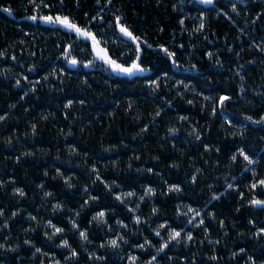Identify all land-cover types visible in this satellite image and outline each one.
<instances>
[{"label": "trees", "instance_id": "1", "mask_svg": "<svg viewBox=\"0 0 264 264\" xmlns=\"http://www.w3.org/2000/svg\"><path fill=\"white\" fill-rule=\"evenodd\" d=\"M121 2L124 3L128 16L141 31L148 32L151 40L157 39L155 33L158 27L165 25L168 32L164 34L163 40L177 49L179 44L185 45L184 49H178L183 65L180 68L164 64L155 57L153 60L158 72L163 69L169 71L172 80H187L195 85L196 93H188L185 98H180L173 88L170 93L165 90L163 95L153 97L152 93L144 87L143 82L127 77H113L112 87H109L105 83L109 79V74L99 67L96 69L73 68L67 76L60 73L61 78L64 79L62 85L56 80L55 75L50 76L51 84L42 82L36 94L30 92L27 82H23L25 85L23 89L16 88L15 77L21 71L35 81L47 74L43 69L52 72L58 71L59 68L67 69L68 66L62 60H55L59 49L54 46V41L58 39V36H50L48 33L42 36L39 31L35 32L34 38L25 36V33L34 30V23L24 18L30 14L26 13L22 7L25 0H0V5L10 4L17 9V12L12 15L0 10V50L10 48L6 62L0 61V115L7 116L6 121L0 122V180L8 185L7 188L0 187V207L8 209L9 217L12 211L24 210L10 223L9 228L0 231V243L11 237L9 247L20 243L22 248L17 253L0 249V261L3 264H39V260L44 258L31 256L30 250L23 246V240L26 238L33 239L37 246L60 257L61 250L56 247L60 240L51 242L44 236V225L48 219H52L53 223L66 229V235L62 238H68L70 243L81 252L80 264H87V253L84 252V247H87L89 251H97L98 254L106 255L107 264H127L128 254L141 255V250L134 247L137 241L143 243L144 236L154 242L157 241L158 238L154 236L152 229L164 223L165 219L172 222L174 226L179 224L184 227V222L174 214L177 212V205H180V211H186L184 205L189 204L207 214L206 223L211 233L208 239H219L221 244L213 246L207 241L204 244L193 241L190 247L173 246L168 250V256L175 255L178 258L175 264H182L185 256H188L189 264L193 260L196 264H209L207 257L210 255H219L222 258L221 264L225 262L226 264H245L247 256L243 254L236 259H229L233 251L239 252L240 247H245L249 254L259 257L264 252V248L261 247L264 245V240L252 238L253 229L250 228L248 221L255 217L258 222L264 223V211L251 208L247 203L251 198L247 193V185L253 180L252 173L243 171L245 163L243 161L233 167L227 165L229 164L228 158L238 144L248 146L250 153L259 158L262 154L261 149H264V140L261 139L264 137V126L250 125L247 138L241 141L239 137H232L231 131L235 129L229 130L226 135L227 125L223 117L229 115L234 121L239 122L245 113L253 114L254 112L257 119L260 115H264V102L253 95L254 89L259 91L264 85V63L261 62L264 54L252 48L253 40L260 43L264 39V20L255 25L246 23V20H254L256 15L264 10V0H246L247 7L241 4V16L232 14L236 24H232L223 16L216 18V8L226 4L227 0H219L218 5L211 7H204L193 0H183L182 4L181 0H164L161 7H157L158 0H117V7ZM172 5L183 8V13L173 11ZM203 11L209 13V27L205 32L209 40L204 41L199 36L190 37L187 32L181 35L178 20L183 18V15H189L192 19L186 21V24L191 30L198 25L197 18ZM41 27L49 26L42 25ZM241 28L245 29L243 33L240 32ZM173 31H175V41L172 40ZM226 36L228 43L224 42ZM21 40H25L26 44H20ZM109 43L111 44V41ZM192 44L197 45L195 51H193ZM230 46L234 49L232 52L227 50ZM41 48L44 49L42 54L38 51ZM241 49H244L242 53ZM31 51H37V56H30ZM208 51L218 52L215 58L224 61L223 68L208 61ZM13 53L19 57V62L11 61L10 57ZM237 53H241L239 59H237ZM159 55L163 57V53ZM190 55L192 56L191 63H197L200 72L185 70L189 64ZM250 60H257V64H249ZM33 63L39 67L36 72L28 73L26 70ZM241 64L245 66L244 74L249 77L247 80L248 99L254 100L255 106H250L245 102H233L230 105V113L221 112L214 120L210 111L208 113L203 111L205 102L198 93L203 91L206 95L215 96L224 88L229 92L238 93L239 78L235 76V72ZM5 69H11V71L3 75ZM230 75L234 77L231 80ZM86 76L90 87L82 84ZM188 78L192 79L188 80ZM120 80L125 82L113 91L112 88ZM24 91H29L27 97H24ZM164 96H168L169 99L174 98V106L166 107L162 116L152 122V115L157 107L163 106ZM21 97L24 98L21 99ZM67 99L76 101L74 108L70 111L69 119L64 118V105ZM80 99L87 101L83 107L79 105ZM129 99L135 103L134 110L131 112L128 111ZM187 99H194L195 105H188ZM117 103L120 105L118 108ZM12 104L17 106L11 108ZM113 111H115L114 117L111 115ZM49 113L54 115H49V119L44 121L42 116ZM179 115L189 116L193 124L198 122L197 127L202 131L203 142H210L214 148L219 147L221 152L213 151L203 154L204 149L200 147V142L189 136L191 124L183 125L178 137L172 138L168 133V128L179 126ZM137 116L140 117L139 121L136 119ZM33 123L38 124V135L35 137L31 134ZM222 124L224 127L221 126ZM145 125L149 127V132L137 137L136 134ZM209 125L211 131L208 129ZM60 129L64 130V135L60 134ZM69 131L73 135L68 136ZM25 133L28 135L26 136ZM8 137L12 138L11 146L6 143ZM173 143L176 144L175 148L172 147ZM73 146L79 150L80 155H73L69 151ZM108 148L114 150L106 151ZM25 152L35 155L24 157ZM17 155L22 157L20 163L15 160ZM136 156L140 159L136 160ZM157 156L160 157L159 161L155 159ZM130 158L133 164L131 169L128 168ZM218 159L220 160L219 167H217ZM173 162L178 163L180 168L171 167ZM93 166L99 168L103 179L109 184L115 180L121 187L117 188L114 194H109L105 185L96 181L94 174H90ZM149 167L162 173L163 179L143 171ZM56 168L64 172L63 178L57 175ZM137 168L142 171L136 172ZM197 168L202 169L199 174V183L192 185L190 178ZM261 169H264V161L255 168L259 176L264 178V171ZM46 170L49 173L48 176L44 175ZM68 176L72 177L74 188H69L65 184L64 180ZM232 177L236 179L232 180ZM13 179L16 181L15 184L8 183ZM165 180L169 183H180L185 189L184 192L179 195H165L168 192ZM93 181L96 183L93 184ZM227 182L239 185L240 189L246 193L245 200H240L239 193L234 187L229 189L227 195L220 200L206 204L213 191L217 195L225 191ZM41 183L45 184V191L54 193L52 198H44V193L39 188ZM149 184L157 189V195L154 199H146L141 203L139 195L143 194L142 188ZM85 185L90 187L89 193L83 191ZM208 185H215V187L209 189ZM15 187L24 188L27 197L21 200L18 195H13ZM133 190L138 195L127 197L128 205H122L114 199V196L121 192ZM90 195L100 196L99 203L92 202L91 207L81 208L84 201L89 200ZM57 200L64 203L65 208L54 213L51 206ZM137 204L140 207L136 213L127 211L128 207L135 208ZM242 204L243 207H241ZM153 206L161 209L158 216L152 215ZM237 208H240L239 212L236 211ZM113 209L115 210L114 217ZM69 210L81 211L82 215L78 222L81 223L82 228L87 227L91 230L90 238L94 243H82L79 236L71 230L68 218L69 216L72 219L77 218L74 212ZM100 210H108L109 223L113 225L115 235L123 233L125 238L130 239V245H125V251L120 252L119 255L111 249L97 248L102 240L114 238L113 234L107 233V229L99 223L95 225L89 223L92 216ZM213 211L217 213L216 220L210 218V213ZM29 213L36 215L41 222L40 227L33 233L23 231L29 227L36 228L35 221L28 220ZM135 215L148 220L150 227L143 222L136 225L133 219ZM116 219H123L128 224V229L119 228L115 223ZM219 220L225 221L226 230L229 233L227 237L224 236L225 229L219 227ZM3 222V218H0V224ZM130 229L132 231H129ZM186 231H193L194 236L199 240L205 238L204 229H194L192 225H187ZM133 232L137 234L133 235ZM241 233H247V235L241 239ZM149 251L153 254L155 252L154 249H149ZM64 255H70V252ZM121 257L125 259L122 260ZM143 258L150 257L147 253H143Z\"/></svg>", "mask_w": 264, "mask_h": 264}, {"label": "snow or ice", "instance_id": "2", "mask_svg": "<svg viewBox=\"0 0 264 264\" xmlns=\"http://www.w3.org/2000/svg\"><path fill=\"white\" fill-rule=\"evenodd\" d=\"M198 4L203 5H218L219 0H196ZM183 0H181V4ZM164 4V0H158L157 7H161ZM244 4L247 7L246 0H227V3L220 5L216 8V18L219 19L221 16L225 17L232 24H236V20L233 18L232 14L236 16H241V7L240 5ZM26 13L24 18L30 20L34 23V30L25 33V36H31L34 38L35 32H41L43 36L44 33L58 36V39L54 41V46L59 49V54L55 57V60H62L68 66L67 69L59 68L58 71L48 72L47 69H43L47 72L46 75L42 76L41 79L33 81L30 79V76L25 74L24 71H21L18 76L15 77V87L23 89L25 87L23 82H27V87L29 88L32 94L38 92V86L42 82H47L51 84L49 79L50 76L55 75L56 80L62 85L64 84V79L61 78L60 73H64L65 76L73 69L77 67H82L86 69H96L99 67L103 72L109 74V79L105 81L109 87H112L113 77H127L135 78L137 82H143L144 87H146L153 95L156 97L158 95H163L165 90L171 92L173 88L176 90V95L180 98H185L188 93H196L195 85L188 82L185 79L172 80L169 75V71L160 69L157 71V67L153 60L155 57L157 60H160L164 64H170L171 67L180 68L182 67V62L179 58L178 49H184V44H179L178 49L173 48L170 43L163 40L164 34H167V26L161 25L158 27L155 35L157 39L155 41L149 38L147 31H141L135 24V22L128 16L125 11L124 3H120L117 7V0H25V3L22 5ZM173 11L183 13V8L178 7L177 5H172ZM228 10H225V9ZM0 10L12 15L17 12V9L12 5H0ZM138 15V14H137ZM251 15V13H249ZM171 18V17H170ZM192 19L189 15H183V18L178 20V25L180 27V34L183 35L184 32H187L190 37H202L204 41L209 40V37L205 35V32L208 31L209 27V13L208 11H203L200 13L198 19V25L194 26L189 30L186 21ZM264 20V10H262L258 15H256L254 20L247 21L251 25H255L257 22ZM42 25H48L47 28H42ZM245 29L241 28L240 32L243 33ZM113 37L115 39L113 40ZM175 31L172 33V40L175 41ZM111 41V44L109 43ZM46 42V41H45ZM225 43H228L227 36L225 37ZM20 44H26L25 40L19 41ZM215 43V41H213ZM193 51L196 50L197 45L192 44ZM252 48L258 49L261 54H264V39L260 43H256L255 40L252 41ZM229 52H232L233 47H228ZM10 48H3L0 50V61L7 60L9 56ZM39 53L42 54L44 49H38ZM244 49H241V53ZM163 53V57L159 54ZM241 53H237V59L240 58ZM37 51H31L30 56H37ZM218 52L208 51L207 58L208 61L213 65L224 67V61L222 59H216ZM11 61L19 62V57L16 54H12L10 57ZM189 64L186 66L185 70L200 72V68L197 63H191L192 56L188 57ZM99 62V63H98ZM264 63V57L261 60ZM249 64H257V60L248 61ZM39 66L36 63H33L31 67L27 68L28 73H33L37 71ZM244 65L241 64L237 67L235 76L239 78L238 83V93L229 92L226 88L221 89L217 95H206L203 91L198 93L199 96L203 97L204 105L203 111L208 113L210 111L211 117L215 120L221 112L230 113V105L233 102H245L250 106H255L254 100L248 99V89H247V80L248 75L244 74L243 69ZM11 69H5L3 75ZM152 73L153 75H148ZM234 77L230 75V80ZM192 78H188L191 80ZM125 81L120 80L116 83V86L112 88L113 91H116L121 84ZM83 85H89L87 76L82 81ZM54 87V85H53ZM183 89V91H181ZM82 90V89H81ZM29 95V91H24V97ZM103 95V93H101ZM253 95L258 98L261 102H264V85L261 86L259 91L253 90ZM24 97H21L23 99ZM174 99V98H173ZM173 99H169L168 96L163 97V106H158L152 115V122H155L157 118H160L165 111L166 107H172ZM87 101L85 99L79 100V105L83 107ZM186 103L188 105H195L194 99H187ZM76 101L73 99H67L66 104L64 105V118H70V111L74 108ZM17 105H10L11 108H15ZM119 103L116 104L118 108ZM135 103L132 99L128 100V111L131 112L134 110ZM49 115H43L42 119L47 121ZM115 116V111L111 113ZM80 118V117H78ZM137 121L140 117L137 116ZM227 128L225 129L226 135L231 129V135L233 138L239 137L241 141L247 138V133L249 131L250 125H260L264 126V115H260L259 118H256V113L253 114L245 113L241 121L237 122L234 119L230 118L229 115L223 117ZM6 115H0V122L6 121ZM179 126H171L168 128V133L172 138H177L178 134L181 131V127L185 124H191V132L189 136L195 138L196 141L200 142V147L204 149L203 154L211 153L215 151L220 153L221 149L219 147H213L212 144L204 143L202 140V131L197 124H193L191 118L186 115H179L178 117ZM224 127V125H221ZM111 127V125H109ZM209 131H211V126H208ZM83 131V129H81ZM149 132V127L147 125L143 126L140 129V132L136 134L139 137L141 134ZM31 134L33 137L38 135V124L33 123L31 125ZM60 134L64 135V130L60 129ZM27 136L28 133H25ZM68 136L73 135L71 131L67 133ZM67 137H65L66 139ZM264 140V137H261ZM6 143L11 146L13 141L11 137L6 138ZM163 147V145H161ZM172 147H176V144L173 143ZM114 149L108 148L106 151H113ZM73 155H80L78 149L73 146L69 149ZM261 155L259 158H256L248 150V146L243 144H238L235 150L230 155L228 167H233L241 161L244 163L245 172L251 171L253 180L247 185V193L251 196L248 199V206L251 208L259 209L264 211V178L259 176V173L255 171L256 166L260 165L264 161V149H261ZM202 154V155H203ZM34 153L25 152L23 153L24 157L33 156ZM22 157L17 155L15 160L17 163H20ZM59 159V157H57ZM130 162L128 168L131 169L133 164ZM136 160H139L140 157L136 156ZM157 161L160 160V157L155 158ZM220 166V160H217V167ZM107 168V165H105ZM173 168H180L178 163L173 162L171 165ZM264 171V169H261ZM136 172H141L142 170L137 168ZM150 174L160 176L163 179L162 173H158L155 168L149 167L144 169ZM57 175L61 178L64 177V172L60 168H56ZM202 172V169H195V174L191 175L190 183L192 185H197L199 183V174ZM48 171L46 170L44 175L48 176ZM96 176V181L103 183L109 194H114L117 188H120L121 185L117 181H113L111 184L108 181L104 180L100 174L99 168L93 166L91 173ZM243 174V173H242ZM236 177H232V180H235ZM93 181V184L96 183ZM65 184L69 188H74L75 185L72 184V177L68 176L64 180ZM8 183L15 184L16 181L10 180ZM167 184L168 192L165 195H179L184 192V188L180 183H169L167 180L164 181ZM7 184L0 180V187L7 188ZM209 189H213L215 185H208ZM236 188L239 193L240 200L244 201L246 193L240 189L239 185H234L233 183L227 182L225 191L220 192L219 195L215 191L212 192L210 199L206 204H211L212 201H218L225 195L229 189ZM39 188L44 193V198L49 199L54 196L52 191H45V184L41 183ZM85 193L90 192V187L85 185L83 187ZM143 194L139 195V201L141 203L145 202L146 199H154L157 195V189L151 184L142 188ZM13 195H18L22 200L27 197V193L22 187H15ZM138 193L133 191L121 192L118 195L114 196V199L122 205H128L129 201L127 197H135ZM101 197L98 195H90L89 200L84 201V204L81 205V208L91 207L92 202L99 203ZM52 211L55 213L58 210H63L65 208L64 203L57 200V202L51 206ZM140 205L137 204L135 208L128 207L127 211L129 213H136L139 210ZM176 215L181 221L184 222V227L179 224L173 225L168 219H165L164 223L158 225L157 228L152 229L154 236L157 239L154 242L152 239H149L147 236L143 237L144 242H136L134 245L135 248L141 250V255L128 254L127 264H175L177 257L175 255L168 256V250L173 246H191L193 241H197L199 244H204L205 241L209 245L217 246L221 244L219 239L211 240L208 237L211 233L208 231V225L206 223L207 214H205L201 209L194 207L192 205H184L186 211H180V205H177ZM243 207V204L241 205ZM23 209H18L17 211H12L11 217L8 216V209L0 207V218H3L4 222L0 224V231H3L9 228L10 223L15 220L18 216L23 213ZM74 212V215L77 219H72L71 216L68 218V223L71 224V230L75 232L82 243L92 244L94 241L90 238V229L87 227L82 228L81 223L78 222L82 213L78 210H69ZM161 209L159 207L153 206L151 209L152 215L158 216ZM237 212L240 211V208L236 209ZM108 210H100L92 216V219L89 223L95 225L99 223L107 229V233H112L114 238L107 240H102L98 245V249H111L116 255H119L120 252L125 251L124 246L130 245V239L125 238V235L122 233L120 235H115V229L113 225L109 223L108 219ZM113 217L115 216V210H112ZM210 218L212 220L217 219V213L211 212ZM134 223L140 225L142 222L145 225H149L148 220H144L140 215L134 216ZM29 221H35L36 228L29 227L23 229L25 233H33L40 227V220L36 215L31 213L28 214ZM116 225L121 229H128V224L124 222L123 219H116ZM219 227L225 229L224 236L229 235L226 230V224L224 220H219ZM249 226L253 229L252 238L255 240H264V223L258 222L255 217H252L248 221ZM192 225L194 229H204V240H199L198 237L194 236L193 231H186V226ZM233 223V227H235ZM150 227V225H149ZM45 231L44 236L48 241L55 242L60 240L59 245L56 247L61 250V256L57 257L55 253H50L46 251L43 247L37 246L33 239L26 238L23 240V246H26L32 257L42 256L44 259L39 260V264H80L81 252L77 250V247L73 246L70 243L68 238H62L66 235V229L64 227L58 226L56 223H53L52 219H48L47 223L44 225ZM51 229V232H49ZM129 231H132L131 229ZM137 234L133 232V235ZM247 233H241V239L246 236ZM11 237H8L3 243H0V249L5 250L10 253H17L21 248L22 244L17 243L14 247H9V241ZM226 246V245H225ZM264 248V245L261 246ZM149 249H154V254L149 251ZM34 250V251H33ZM70 252V255H64V253ZM84 252L87 253V264H107L108 257L103 254H98L97 251H89L87 247H84ZM143 253H147L148 259L143 258ZM246 255L247 259L245 264H264V252L261 253L259 257L248 253V250L245 247H240L239 252L233 251L229 259H236L241 255ZM165 257L167 259H165ZM125 259V257H121ZM209 264H221V257L219 255H210L207 257ZM0 264H3L0 261ZM182 264H189L188 256L184 257ZM191 264H196V261H191ZM226 264V262H225Z\"/></svg>", "mask_w": 264, "mask_h": 264}, {"label": "water", "instance_id": "3", "mask_svg": "<svg viewBox=\"0 0 264 264\" xmlns=\"http://www.w3.org/2000/svg\"><path fill=\"white\" fill-rule=\"evenodd\" d=\"M193 1H195L196 2V0H193ZM197 3V2H196ZM199 5H202V6H204V7H211L212 5H203V4H199Z\"/></svg>", "mask_w": 264, "mask_h": 264}]
</instances>
